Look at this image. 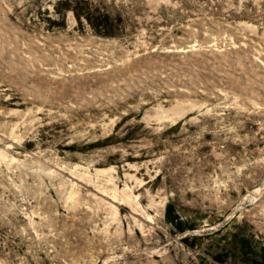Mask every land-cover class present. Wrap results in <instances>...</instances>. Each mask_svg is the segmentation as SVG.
<instances>
[{
  "label": "rangeland",
  "instance_id": "rangeland-1",
  "mask_svg": "<svg viewBox=\"0 0 264 264\" xmlns=\"http://www.w3.org/2000/svg\"><path fill=\"white\" fill-rule=\"evenodd\" d=\"M0 264H264V0H0Z\"/></svg>",
  "mask_w": 264,
  "mask_h": 264
},
{
  "label": "trees",
  "instance_id": "trees-1",
  "mask_svg": "<svg viewBox=\"0 0 264 264\" xmlns=\"http://www.w3.org/2000/svg\"><path fill=\"white\" fill-rule=\"evenodd\" d=\"M107 17V16H106Z\"/></svg>",
  "mask_w": 264,
  "mask_h": 264
}]
</instances>
